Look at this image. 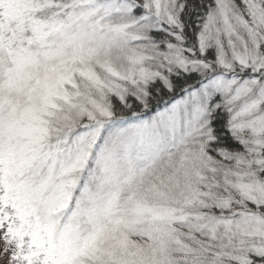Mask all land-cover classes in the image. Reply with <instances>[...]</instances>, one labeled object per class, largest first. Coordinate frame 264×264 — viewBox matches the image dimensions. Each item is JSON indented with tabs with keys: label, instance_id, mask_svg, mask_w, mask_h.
I'll return each mask as SVG.
<instances>
[{
	"label": "snow or ice",
	"instance_id": "6c2138e0",
	"mask_svg": "<svg viewBox=\"0 0 264 264\" xmlns=\"http://www.w3.org/2000/svg\"><path fill=\"white\" fill-rule=\"evenodd\" d=\"M0 264H264V0H0Z\"/></svg>",
	"mask_w": 264,
	"mask_h": 264
}]
</instances>
